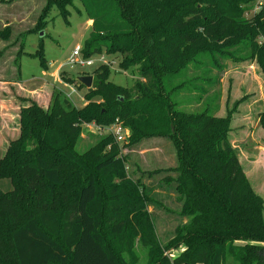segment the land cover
<instances>
[{
	"label": "trees",
	"instance_id": "trees-1",
	"mask_svg": "<svg viewBox=\"0 0 264 264\" xmlns=\"http://www.w3.org/2000/svg\"><path fill=\"white\" fill-rule=\"evenodd\" d=\"M74 1L46 0L29 31L43 30L54 7L67 15ZM79 1L92 20L84 56L119 55L121 69L140 79L132 89L116 85L101 65L83 74L93 84L81 108L57 90L48 106L21 98L18 136L0 159V177L13 187L0 189V264H133L123 254L136 257V238L148 247V264H264V204L231 142L230 118L180 109L173 93L184 84L171 85L200 50L234 42L251 46L264 69V48L253 43L264 36V5L254 20L245 13L255 0ZM0 38L10 39L9 28ZM22 52L23 42L18 58ZM39 57L47 67L42 50ZM117 122L130 131L126 147L167 138L176 149L178 165L167 170L176 173L170 180L188 221L166 246L147 210L151 198L126 172L122 145L106 135L104 154L74 149L86 124ZM181 245L174 259L165 255Z\"/></svg>",
	"mask_w": 264,
	"mask_h": 264
},
{
	"label": "rangeland",
	"instance_id": "rangeland-1",
	"mask_svg": "<svg viewBox=\"0 0 264 264\" xmlns=\"http://www.w3.org/2000/svg\"><path fill=\"white\" fill-rule=\"evenodd\" d=\"M259 1L255 0L250 5L245 13L246 18L262 19L258 16L261 10V7L257 8ZM261 1L264 4V0ZM45 4L46 0L0 1V31L6 28L10 30L9 40L0 38V80L16 82L21 79L29 93L37 88L41 91V86L48 82L50 89L68 96L71 86L75 84L66 79L76 80L100 64L98 62L90 67L68 65L73 49L77 45L85 46L92 32V24L89 23L84 5L75 0L68 7L67 15L54 7L43 30L29 31L37 26ZM22 42L24 52L18 58ZM253 43L257 48H264V36H256ZM41 44L43 47H40ZM250 47L234 42L218 50H200L195 59L187 64L180 78L171 85L184 84V88L173 93V100L180 109L188 112L209 111L216 116L230 118L231 142L251 186L264 204V127L260 122V115L264 113V69L260 58L251 52ZM40 50L43 51L47 67L41 63ZM103 54L107 60L114 61L110 66V81L128 89L134 88L140 79L136 69L123 70L120 67L121 56ZM76 90L77 93L72 94L70 100L81 108L86 103L84 96L87 88L76 86ZM6 93L11 94L16 101L25 98L19 96L25 93L19 84L1 86L0 82V110L12 123V128L8 129L6 122L0 119V159L9 142L19 132L20 110L14 108L12 114H4L7 111L4 104L8 99ZM38 98L42 105L47 106L48 95L41 94L36 100ZM126 129V141L119 143L122 145L120 152L125 158L126 172L130 178L140 180L151 198L147 210L159 242L166 246L175 235L176 227L188 221V218L179 214L182 203L175 191L176 184L170 180L176 173L167 170L178 165L176 149L167 138L145 139L137 145L126 147L125 142L130 137V131ZM104 136L93 124L85 125L74 149L85 156L104 154L110 150L109 145L104 146L102 143ZM12 188L10 180L0 177V189L10 191ZM237 243L244 245L246 242ZM182 249L185 250L184 245L169 247L165 249V255L173 253L178 256ZM133 251L137 258H132L128 253L123 256L136 260L133 264H148V247L143 246L139 238L135 239ZM230 264L237 263L231 260Z\"/></svg>",
	"mask_w": 264,
	"mask_h": 264
},
{
	"label": "built area",
	"instance_id": "built-area-1",
	"mask_svg": "<svg viewBox=\"0 0 264 264\" xmlns=\"http://www.w3.org/2000/svg\"><path fill=\"white\" fill-rule=\"evenodd\" d=\"M263 5L264 4L260 0L257 8L258 7L262 8ZM98 62L100 63L99 66L101 65L111 66L114 63L113 60L111 61L107 60L106 56L103 53L99 54L97 58H95V56L85 57L83 54V47L80 45H77L73 49L69 57L68 65H70L71 67H75V66L90 67V66L95 65ZM74 84L75 85L71 86V94L67 96L69 98L71 97L72 94L77 93V90H76L77 83H74ZM91 124H93V126L97 128L99 132L105 135H112L116 139V141L119 143L126 141L125 134L127 133V129L121 123L117 122L110 126H100L95 123H91ZM89 125L90 124H86V126H89ZM183 251L184 249H182V252ZM169 256L174 259L177 255L170 253Z\"/></svg>",
	"mask_w": 264,
	"mask_h": 264
},
{
	"label": "crops",
	"instance_id": "crops-1",
	"mask_svg": "<svg viewBox=\"0 0 264 264\" xmlns=\"http://www.w3.org/2000/svg\"><path fill=\"white\" fill-rule=\"evenodd\" d=\"M89 23L92 24V20H89ZM1 82V86H6L8 84H19L23 90L25 91L24 94H19V96H22V97H27V98H33L36 100L37 97L41 96V94H44L45 96H49L48 98V101H47V106L49 105V102H50V97H51V94L53 92V89H50V86L48 84V82H45L42 86H41V91H39V88L35 89L34 91H31L32 93H29L27 91V88L26 86L23 84V82L21 81H18V82H13V81H2L0 80ZM8 87V86H7ZM8 92V90H6ZM10 91V90H9ZM9 93V92H8ZM6 93L5 97L8 98L6 101H5V107L7 109V111L4 113L5 115H10L12 114V112H14V108H18V110L21 109V107L24 105V100L21 98H19V100L16 101V99L14 97H11L10 95L11 94H8ZM47 93V95H46ZM10 98V100H9ZM12 98V99H11ZM37 101L40 103L41 101H39V98L37 99ZM42 104V103H41ZM8 116H3V112H1L0 110V119H2L4 122H6V126L8 129H11V125L12 123L11 122H8ZM1 129V128H0Z\"/></svg>",
	"mask_w": 264,
	"mask_h": 264
},
{
	"label": "water",
	"instance_id": "water-1",
	"mask_svg": "<svg viewBox=\"0 0 264 264\" xmlns=\"http://www.w3.org/2000/svg\"><path fill=\"white\" fill-rule=\"evenodd\" d=\"M79 82H81L87 89L92 87L93 76L92 75H82L78 77Z\"/></svg>",
	"mask_w": 264,
	"mask_h": 264
}]
</instances>
